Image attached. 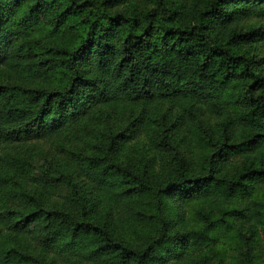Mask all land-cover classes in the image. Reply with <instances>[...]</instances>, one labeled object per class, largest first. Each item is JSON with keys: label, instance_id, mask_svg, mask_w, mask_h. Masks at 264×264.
Here are the masks:
<instances>
[{"label": "trees", "instance_id": "obj_1", "mask_svg": "<svg viewBox=\"0 0 264 264\" xmlns=\"http://www.w3.org/2000/svg\"><path fill=\"white\" fill-rule=\"evenodd\" d=\"M0 264H264V0H0Z\"/></svg>", "mask_w": 264, "mask_h": 264}]
</instances>
